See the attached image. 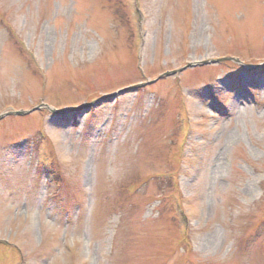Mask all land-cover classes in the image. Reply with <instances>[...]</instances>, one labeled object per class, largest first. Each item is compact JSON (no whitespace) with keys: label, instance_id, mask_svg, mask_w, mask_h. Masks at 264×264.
I'll list each match as a JSON object with an SVG mask.
<instances>
[{"label":"rangeland","instance_id":"1","mask_svg":"<svg viewBox=\"0 0 264 264\" xmlns=\"http://www.w3.org/2000/svg\"><path fill=\"white\" fill-rule=\"evenodd\" d=\"M222 57L245 67L162 75ZM259 63L264 0H0V158L35 160L48 123L89 155L0 182V264H264Z\"/></svg>","mask_w":264,"mask_h":264},{"label":"clouds","instance_id":"2","mask_svg":"<svg viewBox=\"0 0 264 264\" xmlns=\"http://www.w3.org/2000/svg\"><path fill=\"white\" fill-rule=\"evenodd\" d=\"M75 127L81 133L86 130L82 124L76 125ZM37 131H39L43 139L40 142L35 160L31 156H26L15 163H9L0 158V182L7 181L12 185H17L21 182L30 181L34 164H38L41 161H54L58 165V170L63 178L70 182L72 181L66 170H83V166L89 160V155L88 149L83 147L84 141L82 135L74 143L66 136V129L50 123L46 124L43 129H38ZM89 142H95L99 145L100 154L104 158H111L113 153L118 151V145L114 142L103 143L98 138H89ZM120 178L118 170L112 172L106 171L104 175L105 182L112 184L117 183ZM0 196H4V194L0 193ZM66 243H68L69 247L80 248L83 246L84 240L79 235H72ZM33 246L38 247L35 242H33ZM60 261V254H57L50 260L49 264H60ZM87 261L88 257L83 256L81 264H87Z\"/></svg>","mask_w":264,"mask_h":264},{"label":"water","instance_id":"3","mask_svg":"<svg viewBox=\"0 0 264 264\" xmlns=\"http://www.w3.org/2000/svg\"><path fill=\"white\" fill-rule=\"evenodd\" d=\"M223 60H232V61H235L236 63L241 64V66L245 67V64L243 62H240L237 59H234L232 57H222V58H215V59L203 60V61H199V62L187 63V64H185L184 66H182L181 68H179L177 70H172V71L164 72L162 75H169V74L174 75V74H177V73H179V72H181V71H183V70H185L187 68H190L192 66H195V65H200V64H202V65L215 64V63H218V62L223 61ZM261 65H264V63H259V64L251 65V67H258V66H261ZM86 107H88V106L87 105L80 106V107H78V109H82V108H86ZM39 108H40L39 106H36V107L31 108L30 110H26V111L19 110V111H14L12 113L13 114H16V115H23V114H27V113H29L31 111L38 110ZM50 111L55 112L56 110L50 109ZM7 114H9V112L1 113L0 114V119L2 117H4L5 115H7Z\"/></svg>","mask_w":264,"mask_h":264}]
</instances>
